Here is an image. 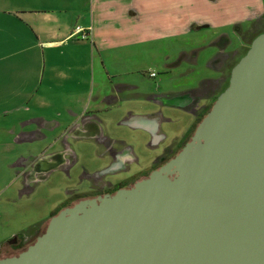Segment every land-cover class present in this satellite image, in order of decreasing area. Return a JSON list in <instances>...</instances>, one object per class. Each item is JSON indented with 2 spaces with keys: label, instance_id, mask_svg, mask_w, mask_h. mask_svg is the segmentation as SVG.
<instances>
[{
  "label": "crops",
  "instance_id": "1",
  "mask_svg": "<svg viewBox=\"0 0 264 264\" xmlns=\"http://www.w3.org/2000/svg\"><path fill=\"white\" fill-rule=\"evenodd\" d=\"M263 12L264 0H0L3 206L32 201L41 185L63 191L74 185L70 174L98 170L111 156L153 157L164 142L177 143L190 132L192 109L160 100L188 87L161 78L145 88L123 77L122 49L142 44L146 56L164 58V45L156 50L155 41L185 35L168 55L169 66L181 68L169 71L174 79L187 74L194 86L228 71L212 66L220 35L231 37L233 24L247 26ZM199 98V104L213 99ZM179 111L186 115L183 130L174 127ZM143 119L155 120L152 131L140 127ZM37 228L11 235L30 239Z\"/></svg>",
  "mask_w": 264,
  "mask_h": 264
},
{
  "label": "water",
  "instance_id": "2",
  "mask_svg": "<svg viewBox=\"0 0 264 264\" xmlns=\"http://www.w3.org/2000/svg\"><path fill=\"white\" fill-rule=\"evenodd\" d=\"M0 264H264V29L172 157L131 187L60 208Z\"/></svg>",
  "mask_w": 264,
  "mask_h": 264
},
{
  "label": "flooded vegetation",
  "instance_id": "3",
  "mask_svg": "<svg viewBox=\"0 0 264 264\" xmlns=\"http://www.w3.org/2000/svg\"><path fill=\"white\" fill-rule=\"evenodd\" d=\"M263 29L264 12L252 19L247 26H241L239 23L233 24L230 29L231 37L220 35L219 40L215 41L216 46L219 48L215 54L217 64H213L212 66L219 67L218 64H221L220 66L223 67L226 65L228 71L224 75H220L213 80L207 79L206 81L202 80L197 82L196 85L190 86L182 92L189 93L191 96L192 100L185 104V106L192 109L195 113L196 119L201 117V114L211 106L216 95L226 86L230 68L245 53L251 40ZM229 45H232V47L224 51L225 47ZM219 73L221 74L220 71ZM203 95L213 98L209 104H199V97ZM164 118L166 117L164 116ZM196 124H193L190 132L182 137L181 141H178L177 143L164 142L162 152L153 157L140 158L137 155L130 154L124 155L123 159H121L120 157L111 156L109 160L106 161V164L98 170L87 173L70 174V177L74 179V185L60 191L63 195L60 196L58 204L50 211V214L45 217V223L34 231L30 239L24 240L15 235V241H8L7 245L10 247L6 252L11 250L18 253L30 242H33L35 237L42 231V228L47 223L49 217L60 208L71 205L77 200L85 197L113 193L121 187H131L137 180L146 177L151 170L159 167L182 147V145L189 139ZM187 136L188 138H186ZM185 138L186 140H184Z\"/></svg>",
  "mask_w": 264,
  "mask_h": 264
},
{
  "label": "rangeland",
  "instance_id": "4",
  "mask_svg": "<svg viewBox=\"0 0 264 264\" xmlns=\"http://www.w3.org/2000/svg\"><path fill=\"white\" fill-rule=\"evenodd\" d=\"M186 39L185 35L172 36L164 38L163 41H155L152 45L153 48L164 45V58L156 53L153 58L145 55V45H131L122 49V59L119 62L120 67H125L128 69L127 73L123 74V77L132 78L137 83L143 84L144 87L148 84V81L151 80L153 83L161 84L160 79H164V83L171 82L172 86L176 85L177 87H190L193 84V81L188 79V75H184L178 72L174 77L169 71L172 61V56H168L169 53H172L176 49V46L182 43ZM168 53V54H167ZM168 56V57H167ZM206 66V63H204ZM179 67L178 69H180ZM175 69L171 67V70ZM177 69V68H176ZM175 69V70H176ZM177 69V70H178ZM151 70H154L155 76H150ZM173 81V82H172ZM175 86V87H176ZM146 88V87H145ZM179 121L175 124L176 130L180 128L183 130L184 124L186 121V115L183 112H177ZM198 119L194 122L197 123ZM156 125V123H155ZM189 136V135H188ZM188 136L186 138H188ZM186 138L184 140H186ZM181 141V140H180ZM48 163H43L47 166ZM52 179L58 180L57 176H53ZM65 183H63L64 185ZM60 187H48L41 185L35 192L33 200L25 201V198L21 199L20 207H9L3 206L4 203L0 200V253H6L8 248V241L12 239L15 235H11L12 231L23 232L27 234L33 226L41 227L44 223L40 222V217L47 213L48 208L61 196L63 193L57 189ZM24 201V202H23ZM58 202V201H57ZM56 202V203H57ZM16 213L11 217L9 214ZM37 223V224H34ZM42 223V224H41Z\"/></svg>",
  "mask_w": 264,
  "mask_h": 264
},
{
  "label": "trees",
  "instance_id": "5",
  "mask_svg": "<svg viewBox=\"0 0 264 264\" xmlns=\"http://www.w3.org/2000/svg\"><path fill=\"white\" fill-rule=\"evenodd\" d=\"M227 82H228V80H227ZM227 82H226V85H227ZM210 108V106L208 107V109ZM207 109V110H208ZM207 110L205 111V112H203V114H201V117L207 112ZM201 117L200 118H198V121L201 119ZM45 226H46V224H45ZM45 226H43V228H42V231L40 232V233H42L43 231H44V229H45ZM31 243V242H30ZM26 247V246H25ZM24 247V248H25ZM24 248H22V249H24ZM21 249V250H22ZM11 252H13V253H11ZM17 252H14V251H9V252H6V253H0V257H2V256H6V255H12V254H16Z\"/></svg>",
  "mask_w": 264,
  "mask_h": 264
},
{
  "label": "built area",
  "instance_id": "6",
  "mask_svg": "<svg viewBox=\"0 0 264 264\" xmlns=\"http://www.w3.org/2000/svg\"><path fill=\"white\" fill-rule=\"evenodd\" d=\"M86 36V34L84 33V34H82V37H85ZM150 75H154V72H150Z\"/></svg>",
  "mask_w": 264,
  "mask_h": 264
}]
</instances>
